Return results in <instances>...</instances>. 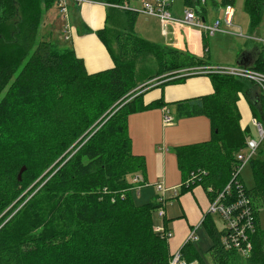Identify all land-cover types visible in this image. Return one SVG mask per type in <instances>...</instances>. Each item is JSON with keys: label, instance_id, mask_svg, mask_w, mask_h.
Segmentation results:
<instances>
[{"label": "trees", "instance_id": "1", "mask_svg": "<svg viewBox=\"0 0 264 264\" xmlns=\"http://www.w3.org/2000/svg\"><path fill=\"white\" fill-rule=\"evenodd\" d=\"M55 1L0 0V264H170L168 237L156 230L152 216L163 202L139 204L138 187L128 180L146 169L145 157L132 152L128 121L165 106L163 99L146 104L145 92L193 77L171 73L212 65L208 35L203 32L201 57L152 43L133 30L137 11L120 9L126 13L123 29L97 32L105 44L115 41L116 52L107 45L114 65L89 73L72 48L40 36L44 11ZM101 1L116 9L125 4ZM184 1L206 19L207 0ZM235 2L213 0L222 8ZM243 7L257 26L264 0H244ZM145 50L154 52L160 80L144 90L138 88L136 64ZM254 68L264 71L260 53ZM208 76L213 93L175 103L179 118L206 116L213 128L209 140L174 148L184 176L181 190L193 186L184 182L198 170L206 174L194 185L201 184L211 199L241 182L257 215L252 249L240 263L241 254L226 250L224 231L206 215L210 253L214 264H264L258 218L264 207V138L248 162L254 186L235 175V156L246 150L247 138L237 102L244 94L264 127V92L233 76ZM57 160L63 164L52 169Z\"/></svg>", "mask_w": 264, "mask_h": 264}, {"label": "crops", "instance_id": "2", "mask_svg": "<svg viewBox=\"0 0 264 264\" xmlns=\"http://www.w3.org/2000/svg\"><path fill=\"white\" fill-rule=\"evenodd\" d=\"M125 4H128L132 10H136L131 7L130 0H125ZM54 5H57V8ZM66 9V12H62L57 1L49 5V8L44 11V20L47 15V21L43 22L42 27L44 26L46 31L41 37L45 38L47 34H54L56 29L60 33L63 30V42L60 43L74 50L76 56L83 60L89 73L113 67L114 60L108 46L116 52V43L112 40L105 44L97 32L105 28L111 32L120 30L125 24L126 13L101 0H86L81 3L70 2ZM171 12L172 16L177 18L172 8ZM112 14L117 16V19L113 16L110 21ZM48 16L50 17L48 18ZM158 19L160 23L157 29L156 43L170 48L186 50L200 57L203 56V36L205 35L199 28L180 26L171 20L162 21L160 18ZM64 21L67 22L66 25ZM58 31L55 34H58ZM147 92L144 93L143 97L146 104L163 99L165 106L161 109L147 110L129 116V134L135 154L144 156L146 161L145 172L139 175L144 178L145 182L138 183L135 197L136 199H139L140 196V199L144 197L145 200L149 201H161L160 197L164 196L166 201L153 212L152 216L156 229L170 233L168 237L170 256L181 251L186 245L187 255L183 258L187 264H207L199 246L200 238L197 236V229L202 225L208 228L204 220L209 214L212 199L201 184L181 190L184 176L176 152L172 148L209 140L213 128L210 119L206 116L178 118L176 120L168 106L175 105L180 100L213 93L212 81L209 77H197L187 80L182 85ZM245 97H240L237 102L242 117V127L247 126L248 122H252L253 119L249 100ZM166 111L173 119L169 125L163 124ZM160 186L163 190L165 189V192L159 188ZM168 202L172 203L168 205ZM161 208L165 211L164 216L160 215L159 210ZM156 215L158 220L155 218ZM193 232L197 239L189 240ZM210 241L211 247V238ZM210 247L208 256L211 264H214Z\"/></svg>", "mask_w": 264, "mask_h": 264}, {"label": "built area", "instance_id": "3", "mask_svg": "<svg viewBox=\"0 0 264 264\" xmlns=\"http://www.w3.org/2000/svg\"><path fill=\"white\" fill-rule=\"evenodd\" d=\"M58 6L62 12L67 11V4L70 2L81 3L86 0H56ZM118 7V6H117ZM143 12L153 16H157L162 21H174L180 26H192L199 28L208 36H214L217 32L221 31V21L215 20L214 22L207 24L206 19L198 15L194 9L187 8L184 13V19L174 18L172 16V0H155L154 2L143 1L142 2ZM120 8L132 10L128 4L120 6ZM134 10V9H133ZM137 11V10H134ZM235 10L233 6L227 5L223 7V22L227 26H232L234 21ZM238 37H244L242 32L236 33ZM247 38V36H246ZM259 40V46L255 49L254 52L248 53L246 58L248 60L247 64L238 63L237 65H227V66H218V65H205V66H194L189 68H184L178 70L177 74L180 76H198L206 75L211 73H218L223 75H229L241 80L254 82L257 84L262 91L264 92V71H260L254 68V62L259 55L261 54L264 62V37L255 38ZM173 119L168 115V111L165 112L163 117V123L172 122ZM253 125L256 126L258 131V137L250 138L247 141L246 148L248 149L247 154H242L240 150L238 154L239 163L235 166V175L241 173L242 167L247 164L250 159L255 155L259 144L264 138V127L256 119H253ZM206 174L205 171L198 170L193 171L190 176L186 179L184 184L194 185L199 179ZM141 176H136L134 182L141 181ZM240 185L236 188L229 183L223 191L215 195L212 199L208 213L218 214L223 220V228L221 231H224L222 235V242L226 250L236 251L243 256H247L251 249L253 243V236L256 232L257 225V215L255 207L253 206L251 197L245 192L243 184L240 182ZM162 191L163 188L159 187ZM165 192V191H164ZM177 194L176 192L174 193ZM160 200L164 203L166 200L164 196L160 197ZM160 215L164 216L165 211L161 208ZM158 231H165L161 229H156ZM166 236L169 237L170 233L165 231ZM197 237L191 233L189 240H196ZM170 264H187L185 259L182 256V252L178 251L171 256Z\"/></svg>", "mask_w": 264, "mask_h": 264}, {"label": "rangeland", "instance_id": "4", "mask_svg": "<svg viewBox=\"0 0 264 264\" xmlns=\"http://www.w3.org/2000/svg\"><path fill=\"white\" fill-rule=\"evenodd\" d=\"M146 1L152 3L155 0H146ZM214 1H219V0H214ZM130 4H132V6H131L132 8H135L137 10V14H136L134 25H133L134 32H136L137 35L141 36L145 40L150 41L152 43H156L155 41H157V38H158V30L157 29L159 28V23H160V21H158L159 19L155 16H152L150 14H146L142 11L143 10L142 0H130ZM243 4H244V0H236L235 4L233 6V8L235 10V15H234V21H233L232 26H227L224 24V22H223V8L222 7H220L219 5H215L213 3V0H207V2L204 4V6L206 7V10H207L206 23L210 24V23L214 22L216 19L220 20L222 23L220 32H217L214 36H207V38H206V41H207L208 46H209L210 62L214 65H218V66L237 65L239 63V60L241 59V57L245 53L254 52L255 49L258 48V46L260 45L258 42L259 40L255 39V38L260 39V38L264 37V10L262 13V18H261L260 23L257 26L252 27L250 16L244 10ZM124 5H126V4H124ZM54 6L57 8V5H54ZM187 8L188 7L185 4L184 0H172V10L175 13L177 18L184 19V13H185V10ZM120 9L121 8H119L118 10H120ZM46 16H45L44 21H47ZM50 16H48V18ZM113 16L114 15L112 14L110 17V21L113 19ZM114 17L117 19V16H114ZM64 23H65V25L67 24V22H65V21H64ZM43 25H44V23H43ZM41 28H43V29H42V31L40 29V36L41 35L44 36V32L46 31V29H44V26ZM52 28H50V29H52ZM122 29L123 28H121L120 30H122ZM56 31H58V29H56L55 32ZM55 32H54V34H47V36H45V38L49 41H52V42L54 41V43L56 45H58L59 48H64L65 46H63V44L60 43V42H63L62 41V35L64 34V31L62 30L61 33H60V31H58L59 32L58 34H55ZM239 32H242L244 37H238L237 35H235L236 33H239ZM246 36H247V38H246ZM45 38H43V39H45ZM157 71H158V63L155 59L154 52H152L151 50H145L141 54V56L139 57L137 64H136V79H137V82L139 84L138 88L142 87L145 90V88L151 87L152 84L156 85L160 80V79H158L160 76H158ZM177 73H179V72L176 71L175 73H171L170 75L177 74ZM197 77H207L208 78L209 76L198 75V76L189 77V79L197 78ZM189 79L187 78L182 82H171V83L165 84L163 86L156 87V88L148 91L147 93H150V92H152L154 90H158V89H166L167 87H170V86L182 85ZM252 94L253 93H251V95ZM240 97H245V95L241 93ZM168 107L170 109L169 111L173 115H175V118L177 120L179 117L177 114L176 106L175 105H169ZM154 109H161V107H156ZM151 110H153V109H151ZM251 111H252V118L254 119L255 115H254V111L252 110V108H251ZM168 114H169V112H168ZM253 119H252V121H253ZM96 124L97 123H95L91 127V130L94 129V126ZM163 124L169 125L170 122L163 123ZM248 125L245 127L241 126L243 128V130L247 129L246 144L250 138H255V139L259 138L257 128L255 125H253V122L249 121ZM98 127H100V125ZM86 140H87V138L84 141H86ZM131 147H132V152L135 154V151L133 148V143L131 144ZM172 150L175 152L174 148H172ZM172 150H169V151L172 152ZM241 153L247 154L248 149L246 148V150L241 151ZM59 160H57L51 166L52 169L57 166L55 168V170H57L63 164V163L57 164V162ZM238 163H239V158H238V154H236L235 166L238 165ZM49 170L50 169H48L46 172H48ZM138 174H140V172L128 175V180L130 181V183L131 184L136 183L134 185L135 187H137V185H138L137 183L142 182V180L138 181V182H134V177L138 176ZM241 176H242V179L244 181V184L248 188H251L252 186H254V172H253L252 165L250 163H247L242 167ZM38 180H39V178L35 181V183ZM137 196H139V195H137ZM150 201L145 200L144 197H142L140 199V196H139V199L137 198V202L139 204L150 202ZM171 203L172 202H168V205H170ZM208 215L210 216L212 221L215 223L216 228L221 233V230H222L223 224H224L221 217L215 213H212V214L209 213ZM155 218L158 220L157 215L155 216ZM258 218H259L260 227L262 229H264V207L260 208ZM197 236L200 238L199 246H200V249L202 250L201 252L203 254V257L206 260L207 264H211V261H210L209 256H208V249H209L210 244H211L208 228L205 225H202L199 229H197ZM240 257H241V258H239L240 263H243L246 256L240 255Z\"/></svg>", "mask_w": 264, "mask_h": 264}, {"label": "water", "instance_id": "5", "mask_svg": "<svg viewBox=\"0 0 264 264\" xmlns=\"http://www.w3.org/2000/svg\"><path fill=\"white\" fill-rule=\"evenodd\" d=\"M248 53H245L242 57H241V59L239 60V63H244V64H247L248 63V60H247V58H246V55H247ZM25 169H26V166H23L22 168H21V170H20V172H19V174H18V178H19V180L21 179V175H22V173L25 171Z\"/></svg>", "mask_w": 264, "mask_h": 264}]
</instances>
